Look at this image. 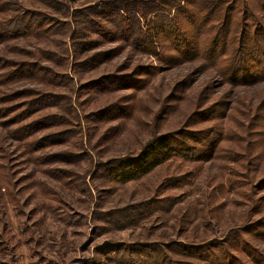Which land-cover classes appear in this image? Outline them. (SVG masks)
I'll use <instances>...</instances> for the list:
<instances>
[{
	"label": "rangeland",
	"instance_id": "rangeland-1",
	"mask_svg": "<svg viewBox=\"0 0 264 264\" xmlns=\"http://www.w3.org/2000/svg\"><path fill=\"white\" fill-rule=\"evenodd\" d=\"M0 264H264V0H0Z\"/></svg>",
	"mask_w": 264,
	"mask_h": 264
},
{
	"label": "trees",
	"instance_id": "trees-1",
	"mask_svg": "<svg viewBox=\"0 0 264 264\" xmlns=\"http://www.w3.org/2000/svg\"><path fill=\"white\" fill-rule=\"evenodd\" d=\"M222 44L225 45V43L223 42ZM171 139L172 136L163 135L162 137H159L158 139L153 141V143L149 145L146 150L136 158H132L130 160L122 162L117 167V176H119L124 182L135 181L150 174L158 166H160L164 162V160L179 156V153H176V148H174ZM176 139L181 142L182 147L185 150L189 149L190 145L188 144H190L191 140L190 137H188V134L183 140L178 139L177 137Z\"/></svg>",
	"mask_w": 264,
	"mask_h": 264
}]
</instances>
